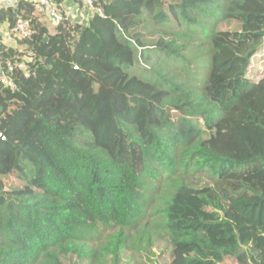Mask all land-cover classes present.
Masks as SVG:
<instances>
[{"label":"trees","instance_id":"1","mask_svg":"<svg viewBox=\"0 0 264 264\" xmlns=\"http://www.w3.org/2000/svg\"><path fill=\"white\" fill-rule=\"evenodd\" d=\"M93 1L102 14L74 28L19 0L17 16L34 34L23 50L0 37V59L36 65L30 77L15 72L17 91L0 84V264L84 257L99 224H139L145 180L161 176L200 198L199 219L210 220L169 228L171 264H264V75L235 92L212 47L200 71L177 45L201 36L249 67L264 50V0ZM145 15L172 37L145 47L136 32ZM16 17L15 8L0 11L11 25ZM142 58L170 68L175 60L181 75L141 67ZM123 243L118 235L105 248L113 264H122ZM184 244L195 247L182 258Z\"/></svg>","mask_w":264,"mask_h":264},{"label":"rangeland","instance_id":"2","mask_svg":"<svg viewBox=\"0 0 264 264\" xmlns=\"http://www.w3.org/2000/svg\"><path fill=\"white\" fill-rule=\"evenodd\" d=\"M169 4V5H168ZM165 7L167 13L172 19V25L177 20L168 10V3ZM141 25L137 29V33L141 34V40L145 47L153 48L158 39L164 34L153 31L152 22L146 20V15L141 17ZM211 26V20L205 22ZM182 30L186 32L185 28ZM166 39L172 35H164ZM189 39V40H188ZM180 47L184 46L182 51L188 59H197L194 67L199 65L200 71H203V59L207 49L212 47V63L214 68L224 74L231 81L233 91L238 92L242 88H248L253 81H258L264 75V50L260 49L258 57L252 58L250 66L246 67L245 62L237 57L229 48L218 43H204L201 36L195 39L189 37L183 38L177 42ZM143 49V48H142ZM145 49V48H144ZM144 51V50H143ZM159 54H156L158 56ZM153 69H165L172 76L180 74V64L172 60L173 66L170 68L157 58H153L146 62L143 58L140 66ZM201 65V66H200ZM180 81L184 79L181 76H175ZM202 77V76H200ZM201 80V78H200ZM200 85L198 81L196 83ZM197 92V91H196ZM201 91L197 92V96ZM177 183V179H172ZM7 189H11L10 186ZM144 194L148 197V205L145 217L139 222L134 229L116 226L114 224H99L97 230L90 234L83 242L84 257L77 254L69 253L59 255L62 264H113L112 254L105 253V248L114 243L118 235L124 238L123 251L121 253L122 264H139V259L149 255L152 256L150 264H171L172 261V245L169 243V228H188L195 223H208L210 220H201L203 210V202L200 198L194 196H186L177 192V189L169 180L163 176L158 180L148 177L145 180ZM194 245L184 244L178 251L180 257H184L185 253H191ZM145 259V258H144ZM148 263V262H146ZM47 264V263H43Z\"/></svg>","mask_w":264,"mask_h":264},{"label":"built area","instance_id":"3","mask_svg":"<svg viewBox=\"0 0 264 264\" xmlns=\"http://www.w3.org/2000/svg\"><path fill=\"white\" fill-rule=\"evenodd\" d=\"M33 2L36 3L38 11L45 15L50 22L59 24L67 21L74 28L88 25L93 15L102 14V10L95 5L93 0H36ZM10 34L18 40L30 38L34 34L32 22L17 16ZM29 61H31L30 57L15 60L0 59V84L17 91L19 86L15 72L19 71L24 76L30 77L36 68V65ZM0 136L5 140L4 135L0 134Z\"/></svg>","mask_w":264,"mask_h":264},{"label":"crops","instance_id":"4","mask_svg":"<svg viewBox=\"0 0 264 264\" xmlns=\"http://www.w3.org/2000/svg\"><path fill=\"white\" fill-rule=\"evenodd\" d=\"M28 1H36V0H28ZM18 3L19 0H0V11L7 9L9 7L15 8V17L18 15ZM11 22L9 18L6 20H0V37L2 40V43L5 44L8 47H12L14 49L23 50L25 49V45L21 43V40L16 39L15 37H12L10 34L11 30Z\"/></svg>","mask_w":264,"mask_h":264}]
</instances>
